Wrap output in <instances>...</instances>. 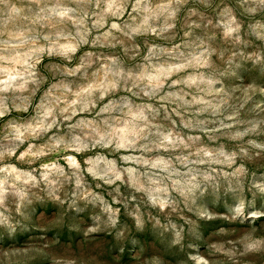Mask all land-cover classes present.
<instances>
[{
	"label": "clouds",
	"instance_id": "1",
	"mask_svg": "<svg viewBox=\"0 0 264 264\" xmlns=\"http://www.w3.org/2000/svg\"><path fill=\"white\" fill-rule=\"evenodd\" d=\"M0 264H264V0H0Z\"/></svg>",
	"mask_w": 264,
	"mask_h": 264
},
{
	"label": "rangeland",
	"instance_id": "2",
	"mask_svg": "<svg viewBox=\"0 0 264 264\" xmlns=\"http://www.w3.org/2000/svg\"><path fill=\"white\" fill-rule=\"evenodd\" d=\"M213 210H214V211H217V212H224V211H226V209L224 208L223 205H221V206L218 207V208H214Z\"/></svg>",
	"mask_w": 264,
	"mask_h": 264
}]
</instances>
